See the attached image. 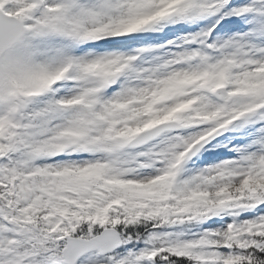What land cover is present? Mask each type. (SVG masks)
Segmentation results:
<instances>
[{"label":"snow or ice","instance_id":"6c2138e0","mask_svg":"<svg viewBox=\"0 0 264 264\" xmlns=\"http://www.w3.org/2000/svg\"><path fill=\"white\" fill-rule=\"evenodd\" d=\"M0 264H264V0H0Z\"/></svg>","mask_w":264,"mask_h":264}]
</instances>
